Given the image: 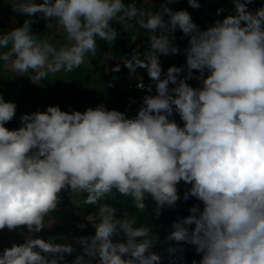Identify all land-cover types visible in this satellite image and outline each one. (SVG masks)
I'll list each match as a JSON object with an SVG mask.
<instances>
[{
	"label": "clouds",
	"instance_id": "9594fccd",
	"mask_svg": "<svg viewBox=\"0 0 264 264\" xmlns=\"http://www.w3.org/2000/svg\"><path fill=\"white\" fill-rule=\"evenodd\" d=\"M173 2L162 3V11L124 0L11 3L19 14L55 20L66 43L57 48L38 39L30 30L32 19H26L0 33L4 68L33 73V82L72 72L96 56L98 40L116 39L110 25L116 20L150 34L149 48L142 55L134 51L123 64L130 73L146 69L155 94L150 84L134 118L103 104L84 112L49 106L22 115V126L12 130L5 125L17 105L0 95V230L28 231L24 243L3 250L0 264H60L64 254L73 253L55 238L33 236L51 226L50 214L66 189L86 193L82 203L97 207L92 219L86 218L95 234L78 238L82 253L73 264H160L161 257L150 251L155 241L150 227H137V217L127 211L118 218L107 200L118 193L143 212L150 197L158 213L181 199V182L190 185L183 200L194 197L203 208L192 206L189 216L173 224L169 240L195 246L202 254L199 264H264V7L253 13L247 7L252 0H232L234 15L200 30L188 11L168 7ZM188 3L200 7L199 0ZM177 27L190 37L184 50L187 75L179 80L183 69L172 66L163 73L158 55L178 53L168 35ZM193 70L200 87L186 82ZM112 71H120L119 65ZM174 111L183 126L170 119ZM188 225L195 227L190 231ZM121 232L127 241L113 242Z\"/></svg>",
	"mask_w": 264,
	"mask_h": 264
},
{
	"label": "rangeland",
	"instance_id": "374dc122",
	"mask_svg": "<svg viewBox=\"0 0 264 264\" xmlns=\"http://www.w3.org/2000/svg\"><path fill=\"white\" fill-rule=\"evenodd\" d=\"M145 1L150 7L154 5V0ZM155 1H157V7L159 11H162L161 5L162 3H165L166 0ZM176 1L177 2L175 4H168V7H170L173 11H188L191 15L192 21L198 26L200 30H207V28L213 26L217 20H222L228 15L235 14V7L232 3V0H199V8L191 7L188 3V0ZM36 2L41 3L42 0H36ZM11 3H15V0H8L0 4V33L11 31L14 28L18 27L20 23H24L26 19H32L33 22L31 23V27H36V30L31 29V32L33 35H36L38 39L47 38L51 43L55 44L57 48L66 43V36H58L57 39L55 37V34L60 28L55 20L48 21L44 19L42 13H38L31 18L26 14H19L12 10ZM247 7L249 11L255 13V11H257L261 7H264V0H252V2L247 5ZM219 9H223V11H220L218 13ZM163 18L165 21L169 19L166 14ZM49 24L50 27H48ZM134 29L138 32L141 28L137 26L136 29L135 26ZM63 34L65 35L64 32ZM60 38L61 40H59ZM188 39H190V37H188ZM135 40L138 42L137 46L141 48L142 53H144L149 48L147 46L143 47V43L140 42V36L137 35ZM186 48L187 47L180 48L178 54L172 55L173 57L171 58L170 56L165 55L166 58L163 57L161 59L160 55L158 54L163 73H166L170 67L176 66L183 69L181 73L177 74L178 80L184 79L186 77L188 71L186 67V55L184 51ZM93 57L94 56L91 55L86 57V62L83 65L84 67H86V69H88L90 73V81L87 85L72 86L70 85V83L61 82V80L57 79V73L49 74L47 79H42L39 81V83L33 82L30 78V75L34 74L29 73L28 75H25L24 81L19 89L11 88L7 84H0V95L3 96L6 102H13L17 106H19V104H17V101H19L20 99L23 105H25L23 107L21 106V108L26 109L24 111L21 110V112H25V114L29 115L37 111H46L47 107L49 106H59L62 110L64 101L77 105L78 111L84 112L87 108H89H85L82 105L84 99L92 100V105H90V107L92 108L103 104L107 110H116L123 112L129 104L123 102L120 99L113 98L111 92L116 79L121 77L119 74H117V71H112V69L115 68L117 64L113 63L114 59L109 58L106 62H104V64L95 66L91 63V59ZM1 66L2 62H0V67ZM163 66H165L166 68H164ZM206 73L207 72H205V75ZM0 75L10 79L17 74L2 66ZM195 75L198 76L199 73L197 72ZM195 80L189 79L186 82L189 85L195 83L196 87H200L201 82ZM57 82H61L64 85V89L58 95L55 94L52 89L53 85ZM174 86L175 85L169 84L170 89ZM27 89L31 90L27 92ZM31 102L32 104L30 105ZM18 116V118H20V114ZM18 118L16 113L14 118L6 125L13 124ZM170 119H174L178 124L183 125V123H181L182 120L180 119L178 113H176L175 111ZM185 187L188 189L190 188V185L185 184ZM68 193L69 201L66 202L67 204L60 202L58 208L62 210L66 209L68 212L73 211V217L69 222L64 223V226L61 225L60 230H55V234L44 230V232L41 231V234L38 237L45 240H48L49 238H55V243L71 245L74 248L73 253L64 254V259L60 262V264H73L76 256L82 253V247L78 242V238L94 236L95 234V232L92 231L86 232L85 228L87 227V224L90 223L86 218L92 219L91 215H94L96 213L97 207L94 205H84L82 203V200L86 198V193L73 194L71 190H69ZM165 207L177 209L181 208V206L177 203ZM80 224H84L85 227H78V225ZM124 237L125 235L121 232L119 235H114L112 239L113 242H126L127 240L124 239ZM93 264H96V261H93Z\"/></svg>",
	"mask_w": 264,
	"mask_h": 264
},
{
	"label": "trees",
	"instance_id": "16d2710c",
	"mask_svg": "<svg viewBox=\"0 0 264 264\" xmlns=\"http://www.w3.org/2000/svg\"><path fill=\"white\" fill-rule=\"evenodd\" d=\"M8 0H0V4L6 2ZM137 2L138 4H144L143 0H124L125 4L134 3ZM144 8H151L153 11H158V4H154L153 6H148L147 4H144ZM167 22V21H166ZM133 23H135L133 21ZM110 25L112 28H114L117 32V35H123L129 40L133 41L136 46L137 42H135L136 36H140V42L143 43V47L147 46L149 47V35L148 32L139 29V31L132 30V27H129L126 29L127 25H123L120 22L113 20L110 22ZM22 26V25H21ZM19 26V27H21ZM136 27L138 25H135ZM139 27V26H138ZM31 28V27H30ZM159 35V32L156 33ZM174 34L178 39V44H181L182 46L187 45V37L184 42H180L181 38L183 37V33L181 31H174L168 33V35ZM174 43V42H173ZM98 44V50L96 56H94L91 59V63L95 66L104 64L109 58V56L116 60L121 58L122 55V49L120 45L114 40L113 42H107V41H97ZM138 47V46H137ZM186 47V46H185ZM183 47V48H185ZM140 52L142 51L140 47H138ZM141 54H143L141 52ZM161 57V56H160ZM0 79H3V76L0 75ZM57 79L61 80V82L64 83H70V85H87L90 81V73L86 67L83 65L80 66L77 69H74L72 72H65L60 71L57 72ZM10 85L13 86H21L24 81V75H15L12 78L7 80ZM133 80L130 79L129 76L123 75L116 79V82L114 86L111 89V92H113L114 88L116 86H120L123 84H127ZM55 83L52 87L55 94H59L63 89L64 85L62 83ZM190 86L195 87V83L190 84ZM31 89H27L26 91H30ZM145 95L148 94H134L135 102L130 105V103H127L126 109L123 111V113L126 114L128 118H134L140 107L143 106V98ZM140 97H142V101H140ZM85 103L88 104V106H85ZM85 108L90 107L92 105V100L90 99H84L83 104ZM62 111L66 112H72V111H78V106L75 104H71L69 102L64 101L62 106ZM20 114V117L22 114H25V112H18V115ZM21 119L18 118L13 124L6 125V127L10 130L12 129H18L21 127ZM183 126V125H181ZM178 195L181 197L180 200H178L176 203L181 206L180 209L177 208H170V207H163L159 209V212L157 213V205L156 203L149 197L145 203L146 208L143 210V212L137 211L132 204L130 197H123L118 193H114V199L109 198L107 200L108 203H110L113 207L118 209L117 216L118 218H123L124 212L127 211L130 216H136L137 217V227L147 224L150 227V231L153 237H155V241L153 244V247L150 249V251L158 254L160 257H162L165 254H171L173 257H176L179 259L181 264H192V261H197V264H199L200 259L202 258V254H198L195 251V246L187 244V243H177L175 241H171L168 239L173 229V224L177 222L179 219L183 217H187L190 215L189 209L194 205H199L200 208H203L202 202L196 200L194 197H189L187 201L183 200L184 193L188 190L185 187V183L181 182L178 186ZM70 189L62 190L60 193V197L62 198V202L64 204H67L66 202L69 201L68 198V191ZM61 225H56L54 229L52 230V233L55 234V230H60ZM189 230H193L195 225H188L187 226ZM86 232H95V229L92 225V223H88L87 227L85 228ZM124 239L127 240V237L125 236ZM140 238H137L139 240ZM175 248L176 251L173 253H169V248Z\"/></svg>",
	"mask_w": 264,
	"mask_h": 264
},
{
	"label": "crops",
	"instance_id": "0c3cea01",
	"mask_svg": "<svg viewBox=\"0 0 264 264\" xmlns=\"http://www.w3.org/2000/svg\"><path fill=\"white\" fill-rule=\"evenodd\" d=\"M144 2V4H147V2L144 0L143 1ZM177 1L176 0H174V4L176 3ZM154 4H156L157 3V1H155L154 0V2H153ZM161 10V9H160ZM158 11H159V9H158ZM56 23V22H55ZM54 23V24H55ZM34 24V23H33ZM21 25H23V23H20L19 24V26H21ZM50 25V24H49ZM6 26V25H5ZM18 26V27H19ZM129 27L127 26L126 27V29H128ZM133 29L132 30H134V31H137V30H135L134 28L135 27H132ZM31 29H33V30H36V27H31L30 28V30ZM136 29H137V27H136ZM32 31V30H31ZM175 31H181L182 32V30H180L179 29V27H177V29L175 30ZM59 33V34H58ZM58 34V35H57ZM63 34V30L61 29V28H59L58 29V32L55 34V37H56V39L58 38V36H66V35H62ZM182 36H185V37H187V45H185L186 47H189V39H188V37L189 36H186L184 33H183V35ZM59 40H61V38L59 39ZM135 42H137L136 40H135ZM138 43V42H137ZM173 45L175 46V47H177L178 49H180V48H183V47H185V46H182L181 44H178V43H173ZM142 47V46H141ZM178 54V53H177ZM160 56H161V59L163 58V57H165L166 58V56L165 55H163V54H159ZM172 55H174V54H168L167 56H170V58L171 57H173ZM164 62V61H163ZM113 63H115V64H117V65H119V67H120V71H118L117 72V74H119L120 76H123V75H127V76H129L130 77V79L131 80H135V79H137V78H139V77H141L143 74H144V72H145V70L146 69H144V68H137V70H136V72L135 73H130V71H129V69H127L125 66H124V64H123V58H119V59H116V60H114V62ZM2 67V66H1ZM1 67H0V70H1ZM164 68H166L165 66H163ZM197 72L196 71H194L193 70V78L192 79H194L195 80V77H196V74ZM206 75H207V73H206ZM24 77H25V75H24ZM9 78H6V77H3V79H0V84H2V85H4V84H7V85H9L11 88H15V89H19L20 88V86H13V85H10L9 84V82L7 81ZM196 81V80H195ZM39 83V82H38ZM197 85V84H196ZM196 87V86H195ZM194 87V88H195ZM17 104H19V106H17L16 107V113H18V112H20L21 110H26V109H24V108H21V106L23 107V106H25V105H23V103H22V101L19 99V101H17ZM32 104V102L30 103V105ZM30 105H28V106H30ZM179 115V114H178ZM181 123H183V121L181 122ZM73 214H74V212L72 211V212H68L66 209H59L58 207H57V209L54 211V212H52L51 214H50V219L52 220V223H51V226L50 227H46V228H44L43 230H41V231H43L44 232V230H47L48 232H50V233H52V230L54 229V227L56 226V225H62V226H64V223H67V222H69L70 221V219L73 217ZM41 231L39 232V233H33V236L34 237H39L40 236V234H41ZM28 235V231H27V228L26 227H21L20 229H18V230H13V231H9L7 228H5L4 230H0V254H2V252H3V250L5 249V248H9V247H11L12 246V244L13 243H16V244H22V243H24L25 242V239H26V236ZM38 250V249H37Z\"/></svg>",
	"mask_w": 264,
	"mask_h": 264
},
{
	"label": "built area",
	"instance_id": "2783aa9c",
	"mask_svg": "<svg viewBox=\"0 0 264 264\" xmlns=\"http://www.w3.org/2000/svg\"><path fill=\"white\" fill-rule=\"evenodd\" d=\"M134 3L136 4L137 7H143L144 8V6H145L143 3L142 4H138L137 2H134ZM169 38L172 40V42L178 41L177 40L178 38L174 34H170ZM185 40H186V37L183 36L181 38L180 42H184ZM115 41L120 45V47L122 49L121 58H131L134 51L140 52V50L136 46V44L123 35H117ZM140 84H143L144 87L143 88L139 87ZM150 84L152 85V93L151 94H155V84L150 79V77L147 74V71L145 70L144 74L141 77H139V78L127 83V84L116 86L112 92V97L116 98V99H120L125 103L133 104L135 102L134 94H136V93L140 94V95L141 94H149L147 92V87ZM140 101H142V97H140ZM85 106H88V104L85 103ZM60 200L62 202L61 197H60ZM160 264H181V262L179 261V259H177L176 257H173L171 254H165L161 257Z\"/></svg>",
	"mask_w": 264,
	"mask_h": 264
}]
</instances>
